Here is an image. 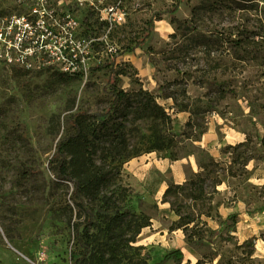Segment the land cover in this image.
<instances>
[{"label":"rangeland","instance_id":"1","mask_svg":"<svg viewBox=\"0 0 264 264\" xmlns=\"http://www.w3.org/2000/svg\"><path fill=\"white\" fill-rule=\"evenodd\" d=\"M122 2L126 20L109 33V46L101 40L107 27L99 10L67 7L80 22L79 35L99 40L87 79L55 67L28 71L0 58V264H74L80 252L74 184L58 182L54 155L68 132L67 117L106 111L114 83L154 94L164 84L175 95L157 99L171 113L173 146L144 152L154 121L131 115L128 149L142 152L107 163L142 197L137 211L151 224L137 243L151 261L181 248L184 263L229 264L252 249L242 243L257 238L246 261L264 264V0ZM27 5L0 0V15L21 14ZM151 19V37L143 41ZM110 45L116 50L109 52ZM112 66L120 71L113 78ZM200 177L205 193L193 198L186 181ZM175 181L183 187L168 196L172 203L164 202ZM178 209L212 214H202L195 231L203 242L190 245L182 229L169 230ZM229 213L238 216L226 222Z\"/></svg>","mask_w":264,"mask_h":264},{"label":"trees","instance_id":"2","mask_svg":"<svg viewBox=\"0 0 264 264\" xmlns=\"http://www.w3.org/2000/svg\"><path fill=\"white\" fill-rule=\"evenodd\" d=\"M152 24L151 19L143 41L151 37ZM119 73L112 66L111 77ZM159 87V94L143 87L129 92L114 83L106 111L96 114L78 111L67 117L68 132L60 138L54 155V161L60 160L52 168L58 182L68 180L74 184L73 195L77 211L72 226L74 238L80 247L74 264H167L170 261L188 264L184 263L185 254L181 248L166 252L159 261H151V252L137 243L142 230L151 224L149 216L137 211L136 202H141L142 197L131 187L118 181L119 167L114 174L107 168L109 160L137 156L142 152L139 149H128L127 123L131 115L133 119L150 118L154 121L150 143L144 152L169 149L176 142L170 126L171 113L157 100L159 97L175 100V95L166 85L160 84ZM181 110L188 109L185 107ZM98 154H101V163L97 161ZM205 181V177L186 181L194 192L193 198L203 196ZM182 187L183 183L169 184L163 201L172 203L168 196ZM177 212L179 218L173 221L169 230L182 229L190 245L203 242L205 237L197 235L195 231L202 214L209 217L212 214H183L179 209ZM237 216V213H229L225 221H233ZM210 230L214 232L213 229ZM209 238H213L211 234ZM256 239L242 243L240 246L248 244L252 249L246 252L243 259L230 260L229 264H247L246 260L252 259L255 253ZM195 264H203V261L198 259Z\"/></svg>","mask_w":264,"mask_h":264},{"label":"built area","instance_id":"3","mask_svg":"<svg viewBox=\"0 0 264 264\" xmlns=\"http://www.w3.org/2000/svg\"><path fill=\"white\" fill-rule=\"evenodd\" d=\"M121 3L122 0L108 5L105 0H28L25 12L0 15V58L9 66L28 71L55 67L87 79L99 40L79 35L80 22L67 7L99 10L100 20L107 27L101 40L108 44L109 33L126 20V7ZM115 50L110 45L109 52Z\"/></svg>","mask_w":264,"mask_h":264},{"label":"crops","instance_id":"4","mask_svg":"<svg viewBox=\"0 0 264 264\" xmlns=\"http://www.w3.org/2000/svg\"><path fill=\"white\" fill-rule=\"evenodd\" d=\"M184 180H186V179H184ZM176 183H180V181H175ZM263 242H264V240H263Z\"/></svg>","mask_w":264,"mask_h":264}]
</instances>
